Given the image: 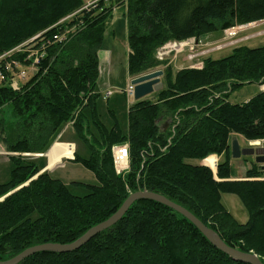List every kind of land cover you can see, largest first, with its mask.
Segmentation results:
<instances>
[{
	"label": "trees",
	"instance_id": "1",
	"mask_svg": "<svg viewBox=\"0 0 264 264\" xmlns=\"http://www.w3.org/2000/svg\"><path fill=\"white\" fill-rule=\"evenodd\" d=\"M115 2L127 16L128 71L133 76L161 68L157 49L171 40H199L264 20V0ZM83 3L0 0V51L40 32L51 41L76 26L67 40L47 47L39 71L19 89L0 88V142L13 163L10 178L0 183V260L39 244L72 243L116 213L131 193L146 190L187 208L229 246L257 254L264 263V174L252 162L239 178L231 163L235 134L264 139V90L246 102L229 100L245 84H263L264 44L235 46L224 57H206L200 66L166 67L163 88L129 106L124 133L114 113L108 127L96 106L99 51L113 5L55 25ZM64 123H72L90 150L89 156L75 158L97 178L71 184L85 187L83 195L50 172H40L24 156L44 152ZM125 142L130 168L118 173L112 147ZM213 154L220 157L218 166L201 163ZM223 193L241 200L248 213L245 222L226 208ZM18 264L248 263L233 260L171 207L138 199L121 220L79 249L40 251Z\"/></svg>",
	"mask_w": 264,
	"mask_h": 264
},
{
	"label": "rangeland",
	"instance_id": "2",
	"mask_svg": "<svg viewBox=\"0 0 264 264\" xmlns=\"http://www.w3.org/2000/svg\"><path fill=\"white\" fill-rule=\"evenodd\" d=\"M118 2V1H117ZM120 3V2H119ZM118 5L116 10L113 12V17L109 26L106 29L104 41V46L112 47L114 50L112 66L113 69V82L112 86L107 87L105 91H101L99 98L97 100L96 106L98 113L102 122L108 127L112 126L114 123L113 113L115 114L120 127L124 133L128 132V110L134 98H129L126 93V88L128 87L129 82L131 81V75L128 71V52H127V43H128V21L127 16L122 11L123 9ZM228 33H220L221 37L214 41L211 40H198L199 44L195 43V52L198 53L197 57L193 60L189 59V54L192 52L189 49V46H185L183 51L179 52L175 57V51H172L167 55L166 60H163V66L161 68L165 69L166 67L171 66L174 71L178 69L188 67V66H199L203 64V60L208 57L221 58L228 55L231 50L238 45H248L251 47L259 46L264 44V22H258L257 24L248 26V23L237 24L228 28ZM223 34V35H222ZM181 41V40H179ZM10 50V49H9ZM18 53L14 54L13 58L17 56ZM17 59L19 57H16ZM160 61V60H159ZM30 79V78H29ZM28 79V80H29ZM264 84V83H263ZM262 82L245 84L241 88L234 91L229 100L232 103H241L246 102L260 91ZM152 95L147 96L151 98ZM90 111H88V116ZM90 117V116H89ZM92 125V124H91ZM92 130L95 131V127L92 125ZM80 139L81 145H79V153L84 155L87 151L90 152L89 147L83 139ZM233 139H237L241 148L245 147H264L263 139L257 140H246V138L241 134H235ZM262 140V143H261ZM233 141V140H232ZM260 142V143H258ZM53 145L52 149L49 152L50 159H53L52 165L58 162L63 156H73V146H69L65 143H58ZM128 145L127 142L124 144L113 145ZM112 147V148H113ZM129 147V145H128ZM232 147V145H231ZM90 154V153H89ZM214 155V154H213ZM218 156V155H217ZM219 158L215 156L208 157L205 159V163L208 165H215ZM194 163H199L198 160H193ZM255 162V156H244L240 158L232 157L231 163L236 169L237 173L245 174V170L249 168L250 164ZM129 169V168H128ZM127 169V170H128ZM118 170V171H117ZM118 173L126 172L127 170H119ZM217 171V169H215ZM56 178H62L65 182L70 183L73 180L83 181L87 183H95L96 178L94 173L88 168L77 164L75 162H66V166L58 170L53 175ZM71 190L75 194L83 195L86 194L87 189L83 186H74L71 185ZM80 187V188H79ZM222 201L226 208L231 212V214L240 222H245L248 218V213L244 208L241 200L235 194L223 193Z\"/></svg>",
	"mask_w": 264,
	"mask_h": 264
},
{
	"label": "water",
	"instance_id": "3",
	"mask_svg": "<svg viewBox=\"0 0 264 264\" xmlns=\"http://www.w3.org/2000/svg\"><path fill=\"white\" fill-rule=\"evenodd\" d=\"M163 75V69H155L134 77L131 82L135 87V101L144 99L145 97L150 96L157 91H160L164 86L162 82ZM231 149L232 157L234 158H240L242 155L255 156V162L261 165L260 168L262 170L264 169V147L241 148L238 140L233 139ZM138 199H153L176 210L184 217L189 219L216 247L226 253L233 260L248 264H264L257 254L245 253L234 247L229 246L213 229L205 225L197 216H195L187 208L172 201L171 199L167 198L162 194L145 190H140L131 193V195L125 200L123 205L117 210L116 213H114L105 221L93 226L78 240L68 244L44 243L31 246L10 260H0V264H18L27 257L40 251L51 250L59 252H71L77 250L85 243H87L90 239H92L94 236H96L98 233L111 227L119 220H121L125 213L128 211V209L131 207V205Z\"/></svg>",
	"mask_w": 264,
	"mask_h": 264
},
{
	"label": "built area",
	"instance_id": "4",
	"mask_svg": "<svg viewBox=\"0 0 264 264\" xmlns=\"http://www.w3.org/2000/svg\"><path fill=\"white\" fill-rule=\"evenodd\" d=\"M115 1L116 0H84L83 5L79 9L62 18L55 25L62 24L83 11L89 12L93 9L99 8L100 6L110 7L113 5V10H116L118 4H116ZM126 2L127 0H125V3ZM258 22H264V20L249 22L248 26L257 24ZM75 29L76 26L73 29H66L64 32L55 34L53 38H50L51 41L43 40V32H40L10 50L0 51V88L3 86H9L15 90L19 89L23 83L39 71V66L42 60L46 57L47 47H49V45L53 42L55 43L67 40L70 34L75 32ZM228 30L229 29H226L224 32L231 34ZM195 43L199 44L195 37L181 41L171 40L157 49L156 58L160 61L166 60L168 59L166 58L167 55L172 51H175L176 57L179 52L183 51L185 46H189V49L192 51L189 54V59L193 60L198 55V53L195 52ZM16 53H18L16 56L19 57L18 59L16 57L13 58ZM20 59H23V63L21 64L19 63ZM262 90H264V87ZM125 91L129 98L134 97V85L131 82H129ZM114 147L113 151L115 154V164L121 169L127 170L130 168V161L128 159L129 153H127V150L122 148L121 145Z\"/></svg>",
	"mask_w": 264,
	"mask_h": 264
},
{
	"label": "crops",
	"instance_id": "5",
	"mask_svg": "<svg viewBox=\"0 0 264 264\" xmlns=\"http://www.w3.org/2000/svg\"><path fill=\"white\" fill-rule=\"evenodd\" d=\"M220 33H222V32L217 31V32L209 33V34L201 37V40L205 39V40L214 41L216 39H219V37H221ZM126 50L128 52V55H129L130 49H129L128 43H127V49ZM113 55H114V50L112 49V47L104 46V44H103L101 50L99 51V61H100L99 71H100V73H99V78H98V83H97V91L99 93L101 91H105L107 89V87L112 86V82H113V78H114L113 77V69L111 68ZM132 78H134V76L131 77L130 79H132ZM56 142H57V144L55 146H57L59 142L68 144L69 146H73V148H74L73 149V156L72 157L63 156L58 162H56L55 164L52 165L53 159L52 158L50 159L49 152ZM80 142L81 141L79 139V136L76 133L72 123H64L61 125L57 134L55 135V137L53 138V140L51 141V143L49 144V146L47 147V149L44 152L27 153V154H24V156H26V158L29 160L35 161L41 170L40 172L48 171L52 175H54L55 172H57L58 170H61V168L66 166V162H75L77 164H81L80 162H77L75 160L76 156H78V155H80L81 157L89 156L90 152L88 153L87 151L85 152L84 155L79 153V145H81ZM211 156H215L216 158L217 157L220 158L219 156H217L215 154L211 155ZM215 162H216V165L218 166L219 159ZM201 163L206 164L205 159ZM81 165L84 166L83 164H81ZM260 167H261V165H260ZM12 168H13V163L9 158V153L5 149V146L0 142V183L5 182L10 178V173H11ZM262 171L264 174V169ZM245 172H246V170H245ZM237 175L239 178L243 177V174H241V172L240 173L238 172ZM95 178H96V176H95ZM59 179L62 180V178H59ZM62 181L65 182L64 180H62ZM77 181L78 180H73L70 183H68V182H65V183L70 185V184L77 182ZM79 182H83V181H79ZM96 182H97V178H96Z\"/></svg>",
	"mask_w": 264,
	"mask_h": 264
},
{
	"label": "bare ground",
	"instance_id": "6",
	"mask_svg": "<svg viewBox=\"0 0 264 264\" xmlns=\"http://www.w3.org/2000/svg\"><path fill=\"white\" fill-rule=\"evenodd\" d=\"M100 8V10H103L102 9V7H99ZM19 63L21 64V63H23V59H20L19 60ZM261 87H264V84L261 86ZM135 88V87H134ZM122 148H125L126 150H127V153H129V147H128V145H122L121 146ZM115 147H113L112 148V155H113V160H114V166H115V168H116V170L117 169H119V170H123V169H121L119 166H117L116 164H115V159H114V156H115V154H114V151H113V149H114ZM128 159H129V161H130V156H128ZM118 171V170H117ZM146 191V190H145ZM189 220V219H188ZM190 221V220H189Z\"/></svg>",
	"mask_w": 264,
	"mask_h": 264
}]
</instances>
